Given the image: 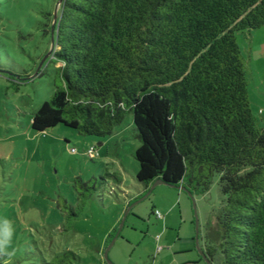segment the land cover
Returning <instances> with one entry per match:
<instances>
[{"label":"trees","instance_id":"16d2710c","mask_svg":"<svg viewBox=\"0 0 264 264\" xmlns=\"http://www.w3.org/2000/svg\"><path fill=\"white\" fill-rule=\"evenodd\" d=\"M263 26L264 0H63L48 59L60 84L32 127L108 137L132 115L136 181L146 192L162 179L194 194L218 176L224 200L203 252L212 264H264V127L237 40ZM7 259L0 247V264ZM79 260L67 250L46 264Z\"/></svg>","mask_w":264,"mask_h":264},{"label":"rangeland","instance_id":"374dc122","mask_svg":"<svg viewBox=\"0 0 264 264\" xmlns=\"http://www.w3.org/2000/svg\"><path fill=\"white\" fill-rule=\"evenodd\" d=\"M59 8L58 0H0V247L8 254L5 264H46L67 250L79 256L75 264H107L108 246L114 264H208L197 249L196 233L198 226L202 247L217 222L224 200L218 176L204 193L190 196L157 184L146 197L135 179L140 141L132 115L108 137L83 135L63 124L45 132L33 129L34 114L60 84L56 65L48 60L51 36L45 34ZM237 40L253 114L264 127V26L238 34ZM40 69L44 74L35 75ZM27 76L31 79L22 82ZM92 146L99 156L88 155ZM83 199V210L70 217L71 207L78 211ZM156 209L162 219L153 214Z\"/></svg>","mask_w":264,"mask_h":264},{"label":"water","instance_id":"95a60500","mask_svg":"<svg viewBox=\"0 0 264 264\" xmlns=\"http://www.w3.org/2000/svg\"><path fill=\"white\" fill-rule=\"evenodd\" d=\"M62 1H63V0H59V1H58V5H60ZM57 11H58V10H56V12H55L54 20H53V24H52V32H51L52 49H51V50H53V48H54V43H55V24H56L57 17H58V16H57ZM157 184H164V185H168V186H171V187L181 188L182 190L187 191V192L190 194V196H192V193H191L190 191H188V190L186 189V187H183V186H179V187H178V186H174V185H169V184H167L164 180H162V179H157V180L152 184V186H151V188L148 190V192L146 193V197L149 196V194L151 193L152 189H153ZM130 210H131V209H130ZM130 210H128L127 213H129ZM125 219H126V216L124 217V220H123V222H122L121 227L124 225V221H125ZM196 246H197V249L200 251L201 256H202V257L208 262V264H212V263L207 259L205 253L203 252V250H202V248H201V246H200V243H199V228H198V226H197V233H196ZM110 249H111V246H108V247L105 249V252H104V259H105V261H106L107 264H114V263L110 260V258H109V251H110Z\"/></svg>","mask_w":264,"mask_h":264},{"label":"built area","instance_id":"2783aa9c","mask_svg":"<svg viewBox=\"0 0 264 264\" xmlns=\"http://www.w3.org/2000/svg\"><path fill=\"white\" fill-rule=\"evenodd\" d=\"M71 152L72 153H76L77 152V149L76 148H72L71 149ZM97 151L95 150V148L92 146L91 148H90V150L88 151V155L90 156V157H93V156H97ZM154 214H155V216L157 217V218H162L163 217V215H162V213L158 210V209H156V210H154Z\"/></svg>","mask_w":264,"mask_h":264},{"label":"crops","instance_id":"0c3cea01","mask_svg":"<svg viewBox=\"0 0 264 264\" xmlns=\"http://www.w3.org/2000/svg\"><path fill=\"white\" fill-rule=\"evenodd\" d=\"M131 211V210H130ZM156 217V216H155ZM157 218V217H156ZM157 219H159V218H157ZM160 219H162V218H160Z\"/></svg>","mask_w":264,"mask_h":264}]
</instances>
